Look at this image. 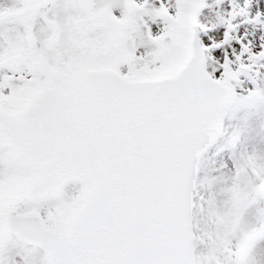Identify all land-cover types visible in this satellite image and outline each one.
<instances>
[{
    "label": "snow or ice",
    "instance_id": "1",
    "mask_svg": "<svg viewBox=\"0 0 264 264\" xmlns=\"http://www.w3.org/2000/svg\"><path fill=\"white\" fill-rule=\"evenodd\" d=\"M206 6L0 4V188L32 178L0 235V264H186L164 229L190 134L221 136L226 115L264 106V28L245 27L264 26V0H229L222 31L201 22ZM238 142L235 131L226 146ZM69 181L80 183L70 197ZM231 195L208 233L213 264H251L264 239V156L236 162ZM202 206L220 216L212 199ZM204 255L193 249L191 264Z\"/></svg>",
    "mask_w": 264,
    "mask_h": 264
},
{
    "label": "rangeland",
    "instance_id": "2",
    "mask_svg": "<svg viewBox=\"0 0 264 264\" xmlns=\"http://www.w3.org/2000/svg\"><path fill=\"white\" fill-rule=\"evenodd\" d=\"M227 0H206L207 6L200 15L202 23L222 31L225 25L229 6ZM12 0H0V4H10ZM235 23V21L233 22ZM247 29L259 31L253 25L245 26ZM251 31V32H253ZM155 33V29H154ZM4 43L0 40V44ZM143 51V49H141ZM107 65V64H104ZM239 131V142L234 148L227 147V139L233 132ZM222 135L216 133L205 152L200 157L199 182L196 187L192 185L190 222L192 228L193 249L205 253L198 264H213V242L208 233H214L218 223H223L231 211V189L235 178V165L242 157L247 155L264 156V106L240 111L235 115H226L223 119ZM23 176L7 190L0 188V235L7 231L3 226L2 211L6 205L16 207L24 198L20 191ZM80 187L79 181H69L64 187L66 196L75 195ZM205 199H212L220 216L210 218L202 206ZM245 223L252 222L253 210L248 209L242 213ZM234 226L241 223V216L231 217ZM251 264H264V239H259L252 250Z\"/></svg>",
    "mask_w": 264,
    "mask_h": 264
},
{
    "label": "water",
    "instance_id": "3",
    "mask_svg": "<svg viewBox=\"0 0 264 264\" xmlns=\"http://www.w3.org/2000/svg\"><path fill=\"white\" fill-rule=\"evenodd\" d=\"M191 39V36H190ZM147 79L149 77H139ZM212 133H205L203 136L199 133H192L189 137V143L184 159L180 164L179 183L173 187L169 194V207L167 222L165 225V241L168 245L178 250L183 256L188 257L186 264H191L190 243L188 236L187 214L189 211V189L193 173V162L200 154L204 143L209 139ZM32 182L31 177H26L23 184V191L27 195ZM14 212L11 208L5 211V223L7 229L10 227V217ZM23 214V215H30Z\"/></svg>",
    "mask_w": 264,
    "mask_h": 264
}]
</instances>
